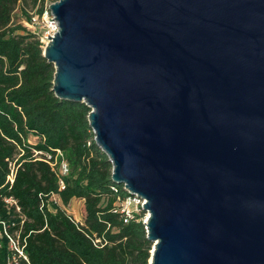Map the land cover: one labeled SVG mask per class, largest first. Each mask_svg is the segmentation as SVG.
Wrapping results in <instances>:
<instances>
[{
	"label": "water",
	"instance_id": "1",
	"mask_svg": "<svg viewBox=\"0 0 264 264\" xmlns=\"http://www.w3.org/2000/svg\"><path fill=\"white\" fill-rule=\"evenodd\" d=\"M43 55L145 200L148 264H264V0H57Z\"/></svg>",
	"mask_w": 264,
	"mask_h": 264
},
{
	"label": "trees",
	"instance_id": "2",
	"mask_svg": "<svg viewBox=\"0 0 264 264\" xmlns=\"http://www.w3.org/2000/svg\"><path fill=\"white\" fill-rule=\"evenodd\" d=\"M21 2L39 5V17L45 10V0H0V264L11 253L3 222L25 244L29 262L21 258L18 264H148L153 242L146 211L132 217L122 212L130 193L113 180V163L96 143L91 107L56 96V69L43 55V42L13 21ZM53 149L64 152L70 168L62 190L56 169L35 155ZM12 166L13 183L7 181ZM6 197H14L20 210ZM73 198L84 200L83 222L62 206Z\"/></svg>",
	"mask_w": 264,
	"mask_h": 264
},
{
	"label": "built area",
	"instance_id": "3",
	"mask_svg": "<svg viewBox=\"0 0 264 264\" xmlns=\"http://www.w3.org/2000/svg\"><path fill=\"white\" fill-rule=\"evenodd\" d=\"M50 5L45 6V10H44L41 17L32 16L30 23L33 25H36V24H38V22H40V20H41L40 18H44L45 21L47 22L49 28H50L49 34L51 36H53L59 30V23H58V20L56 19L55 15L53 14L52 10L50 9ZM50 35L45 36L47 38L46 44L49 41ZM41 41H42V39H41ZM43 44H44V42H43ZM53 150L55 152L36 150L35 155H37L38 158L47 161L48 163L51 164V166L54 169H56V171L60 177V190H62L66 187V183H65L63 176H65L69 173L70 168H69L68 161L65 158L64 152L61 149H53ZM16 172H17L16 168L14 166H12V170L7 177V181H10L11 183H13L15 180V177H16ZM52 199L55 200V202L61 201L59 195L56 193L52 194ZM5 200L10 205H12V206L14 205L17 207L18 210H20V207L18 205V201L14 197H6ZM144 203H145L144 199L140 198L138 195L130 193L128 195V197L122 202V212L125 213L127 217H132L133 212L135 211V207L137 209H144L143 208ZM75 221L78 222L77 220H75ZM3 224H4V231L10 240V247H11V253L8 256L7 264H18L19 259H21V258H23L29 262V258L27 256L25 250H24L25 244L22 245L20 242L19 232L16 231V233H10L7 229V226L5 225V222H3ZM0 246H1V243H0Z\"/></svg>",
	"mask_w": 264,
	"mask_h": 264
},
{
	"label": "rangeland",
	"instance_id": "4",
	"mask_svg": "<svg viewBox=\"0 0 264 264\" xmlns=\"http://www.w3.org/2000/svg\"><path fill=\"white\" fill-rule=\"evenodd\" d=\"M55 1L53 0H45V6H49L51 3ZM39 5L33 6L32 3H19L17 6L14 15H13V21L15 23H20L23 24L28 28V30L34 32L39 36L42 41L44 42V46L46 45L47 38L45 37L46 35H49L50 28L45 21L44 18H40V22L38 24L33 25L30 23V20L27 18L26 15L23 14L22 9H26L32 16H38L36 13V10ZM39 18V17H38ZM38 137L36 135H29V141L31 143H37L38 142ZM64 208H66L67 212L78 222H83L85 218V212H84V200L78 199V198H73L68 205H62ZM135 211L139 212L140 209H137L135 207ZM148 217V212L146 211L144 215V222L146 221Z\"/></svg>",
	"mask_w": 264,
	"mask_h": 264
}]
</instances>
